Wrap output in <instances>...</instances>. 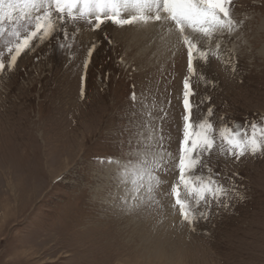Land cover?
Here are the masks:
<instances>
[{"label":"rangeland","instance_id":"374dc122","mask_svg":"<svg viewBox=\"0 0 264 264\" xmlns=\"http://www.w3.org/2000/svg\"><path fill=\"white\" fill-rule=\"evenodd\" d=\"M235 4L243 25L220 37L217 54V40L185 29L198 46L195 75L174 22L106 21L96 29L70 21L34 39L14 67L6 41L15 38L0 37V264H264V154L237 160L220 151L217 134L204 163L229 186L238 173L243 199L213 205L195 231L172 191L184 147L185 78L195 92L192 121L211 120L219 130L221 118L229 127L264 118V0ZM29 16L15 11L0 28L17 27L23 37L34 28ZM198 49H210L206 63ZM129 137L162 155L160 183L151 198L142 189L146 203L131 212L121 204L125 196L132 203L130 185L117 187V166L105 162L121 158ZM208 168L198 172L207 177Z\"/></svg>","mask_w":264,"mask_h":264},{"label":"snow or ice","instance_id":"6c2138e0","mask_svg":"<svg viewBox=\"0 0 264 264\" xmlns=\"http://www.w3.org/2000/svg\"><path fill=\"white\" fill-rule=\"evenodd\" d=\"M235 0H0V22L11 19L16 10L22 13L30 12L29 20L34 25L33 30L21 37L17 27L11 31L0 28V37L7 32L14 37L6 41L12 46L7 48L10 53L8 66L14 67L18 57L25 50H31L34 39H42L55 32L57 26L75 23L79 19L92 24L99 29L106 21L120 27L148 25L153 22H174L181 34L183 42L188 47V69L193 75L196 68L193 63V50L198 46L185 34L186 28H192L200 33L211 44L215 39V53L219 52L220 37L225 33L231 35L239 31L243 21L233 15ZM79 10L78 12L76 10ZM127 13V15H125ZM95 46L93 45V48ZM210 49H198L199 56L207 62ZM6 70V64L0 59V73ZM234 70V69H233ZM185 116L184 147L179 158L178 183L173 186L176 196L175 204L179 205L180 215L195 231L201 221H208L212 215L213 205L216 208H227L231 197L243 199L239 194V186L235 177H227L231 186L225 184L219 177V172L212 170L204 163V155L211 154L217 147V134L220 138V151L239 160L246 154L255 156L264 154V118L260 124L251 122L250 126L234 123L233 127L223 123L217 130L211 120L192 121L193 105L190 97L195 95L189 78L184 80ZM131 100L136 101L135 85L132 86ZM209 116L212 110H208ZM250 127V131H249ZM127 151H123L124 148ZM122 156L119 159H107L105 162L117 166V187L130 185V203L128 196L121 199V204L131 212L146 200L141 190L151 198V193L160 181L156 172L162 167L161 152L152 144H141L132 137L122 142ZM200 168H208L209 175L205 177L198 172ZM183 188L187 198H182L179 189Z\"/></svg>","mask_w":264,"mask_h":264},{"label":"bare ground","instance_id":"6f19581e","mask_svg":"<svg viewBox=\"0 0 264 264\" xmlns=\"http://www.w3.org/2000/svg\"><path fill=\"white\" fill-rule=\"evenodd\" d=\"M76 11H79V10L77 9ZM14 12H15V11H14ZM18 12L22 13L20 10H16V14H17ZM24 13H30V12H29L28 10H25ZM165 24H166V22H165ZM149 25H150V26H152V25H153V26H157L156 23H154V22H153V23H150ZM146 26H148V25H146ZM173 36H174V35L171 34V35H170V38H172Z\"/></svg>","mask_w":264,"mask_h":264}]
</instances>
